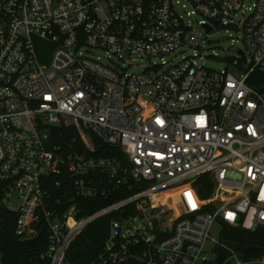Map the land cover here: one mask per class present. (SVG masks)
Wrapping results in <instances>:
<instances>
[{
    "label": "built area",
    "instance_id": "built-area-1",
    "mask_svg": "<svg viewBox=\"0 0 264 264\" xmlns=\"http://www.w3.org/2000/svg\"><path fill=\"white\" fill-rule=\"evenodd\" d=\"M239 26L224 69L197 62L210 31ZM184 46L201 53L166 59ZM82 198L105 204L79 215ZM0 203L19 238L45 232L47 264L109 214L88 264H205L224 224L264 231V0H0Z\"/></svg>",
    "mask_w": 264,
    "mask_h": 264
},
{
    "label": "trees",
    "instance_id": "trees-1",
    "mask_svg": "<svg viewBox=\"0 0 264 264\" xmlns=\"http://www.w3.org/2000/svg\"><path fill=\"white\" fill-rule=\"evenodd\" d=\"M61 131L58 135L59 138L66 139V141L75 138L73 130L62 129ZM97 155H117L121 157V151L118 148L102 147L98 150ZM51 179L53 181L59 179V177L55 175ZM56 190L54 188L53 192H56ZM210 191L211 189L208 188L206 194L201 193L200 196L204 197ZM121 196L123 194L110 198V201L116 200ZM79 203L83 205L79 215L89 214L105 204L102 198H82L79 199ZM113 217H115L114 214H109L90 223L71 243L66 257L72 261L75 258H81V261L75 264H88L92 261L102 247L108 233L109 221ZM221 237L244 246L256 245L264 247V231L260 228L248 231L238 226L224 224ZM45 243L46 235L43 230H37L31 238L22 239L16 236L14 234V215L0 203V250L4 264H47V259L40 257L41 252L45 249ZM243 259L248 260V258Z\"/></svg>",
    "mask_w": 264,
    "mask_h": 264
},
{
    "label": "rangeland",
    "instance_id": "rangeland-1",
    "mask_svg": "<svg viewBox=\"0 0 264 264\" xmlns=\"http://www.w3.org/2000/svg\"><path fill=\"white\" fill-rule=\"evenodd\" d=\"M250 1L253 0H244L246 4ZM193 30L197 35H200V30L197 27H194ZM207 35L208 39H205L203 41L204 50L202 51V54H204V57L197 60V62L205 68L212 69L215 71H220L224 69L226 67L227 60L229 58L237 56L238 49L244 48L240 26L237 30L228 27L214 28ZM181 50L182 52H177L176 54H167L166 59L170 63L175 64L179 62L183 56L192 55L194 50L201 53L200 49H195L188 46H184ZM92 52L94 53V55H99L102 62L111 65L115 63L118 65V68H126L128 72H138L144 68V63L142 61H133L132 64H129V60H120L113 56L111 57L110 61L106 58L103 50L96 49ZM219 235L220 225L218 222H214V224L210 228V236L219 237ZM79 261H81V258H75L72 261L70 258L66 257L62 264H75L79 263ZM222 264H237V262L235 258L230 257L225 260Z\"/></svg>",
    "mask_w": 264,
    "mask_h": 264
},
{
    "label": "water",
    "instance_id": "water-1",
    "mask_svg": "<svg viewBox=\"0 0 264 264\" xmlns=\"http://www.w3.org/2000/svg\"><path fill=\"white\" fill-rule=\"evenodd\" d=\"M93 139V143L98 146L102 144V141L93 132H90ZM221 245L216 248L215 259L206 262L205 264H222L225 259L232 255V251L235 253L237 258H248L255 259L259 258L264 253V247L256 245H242L230 240H221ZM127 264H136L133 258H129Z\"/></svg>",
    "mask_w": 264,
    "mask_h": 264
}]
</instances>
